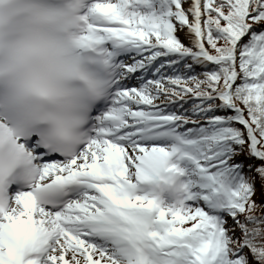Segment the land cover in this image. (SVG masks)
<instances>
[{"label": "snow or ice", "instance_id": "1", "mask_svg": "<svg viewBox=\"0 0 264 264\" xmlns=\"http://www.w3.org/2000/svg\"><path fill=\"white\" fill-rule=\"evenodd\" d=\"M0 264H264V0H0Z\"/></svg>", "mask_w": 264, "mask_h": 264}, {"label": "trees", "instance_id": "2", "mask_svg": "<svg viewBox=\"0 0 264 264\" xmlns=\"http://www.w3.org/2000/svg\"><path fill=\"white\" fill-rule=\"evenodd\" d=\"M257 189L258 191H257V196L255 197V199H257V201L260 202L261 197H260V192H259V184H257Z\"/></svg>", "mask_w": 264, "mask_h": 264}, {"label": "bare ground", "instance_id": "3", "mask_svg": "<svg viewBox=\"0 0 264 264\" xmlns=\"http://www.w3.org/2000/svg\"><path fill=\"white\" fill-rule=\"evenodd\" d=\"M180 36L183 38V34L181 33ZM137 81L135 79L128 81V84L136 83Z\"/></svg>", "mask_w": 264, "mask_h": 264}, {"label": "rangeland", "instance_id": "4", "mask_svg": "<svg viewBox=\"0 0 264 264\" xmlns=\"http://www.w3.org/2000/svg\"><path fill=\"white\" fill-rule=\"evenodd\" d=\"M182 38V37H181ZM183 39V38H182Z\"/></svg>", "mask_w": 264, "mask_h": 264}]
</instances>
